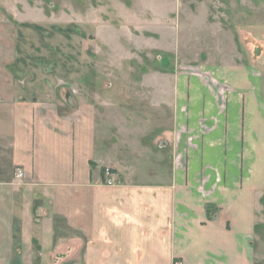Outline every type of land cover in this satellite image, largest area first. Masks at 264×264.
<instances>
[{
	"label": "crops",
	"instance_id": "crops-1",
	"mask_svg": "<svg viewBox=\"0 0 264 264\" xmlns=\"http://www.w3.org/2000/svg\"><path fill=\"white\" fill-rule=\"evenodd\" d=\"M69 65L0 67V264H255L264 102L251 70L178 77L149 100V84L106 91Z\"/></svg>",
	"mask_w": 264,
	"mask_h": 264
},
{
	"label": "rangeland",
	"instance_id": "rangeland-1",
	"mask_svg": "<svg viewBox=\"0 0 264 264\" xmlns=\"http://www.w3.org/2000/svg\"><path fill=\"white\" fill-rule=\"evenodd\" d=\"M1 42L16 54L4 59L15 74L21 66L65 69L72 59L90 71L87 84L106 91L149 84V92H137L149 100L154 86L178 77L211 83L215 68L235 76L251 70L255 97L264 102V0H0V52ZM151 113L149 137L158 127ZM152 144L149 139L150 159ZM257 206L254 256L264 264V194Z\"/></svg>",
	"mask_w": 264,
	"mask_h": 264
},
{
	"label": "built area",
	"instance_id": "built-area-1",
	"mask_svg": "<svg viewBox=\"0 0 264 264\" xmlns=\"http://www.w3.org/2000/svg\"><path fill=\"white\" fill-rule=\"evenodd\" d=\"M23 171L20 169H17L15 171V178L16 179H22L23 178ZM102 177H103V181L104 184L107 186H114L116 184V179L114 176V172L112 169L110 168H104L102 170Z\"/></svg>",
	"mask_w": 264,
	"mask_h": 264
}]
</instances>
